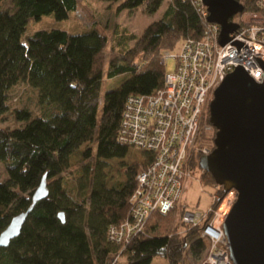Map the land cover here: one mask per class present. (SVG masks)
<instances>
[{
  "label": "trees",
  "instance_id": "1",
  "mask_svg": "<svg viewBox=\"0 0 264 264\" xmlns=\"http://www.w3.org/2000/svg\"><path fill=\"white\" fill-rule=\"evenodd\" d=\"M5 1L0 0V116L10 109V91L19 82L38 90L43 110L14 107L12 114L20 123L0 124V161L8 173V179L0 180V233L15 214L29 207L44 175L49 194L35 204L21 233L0 247V264H117L120 247L108 238V229L131 215L130 195L140 163L128 165L126 178L108 186L104 161L124 158L130 151L128 143L118 140L127 97L152 93L163 84L162 50L177 49L189 37L200 38L202 17L193 0H170L163 15L135 37V44L110 61L109 75L129 76L105 93L98 116L105 35L95 27L27 32L28 22L44 14L67 18L78 0H12L13 8ZM163 1L121 0L118 10L143 6L154 13ZM240 1L245 11L264 13L258 0ZM208 15L209 11L207 19ZM90 141L96 143L95 150L82 147ZM93 155L95 164L89 161ZM82 159L71 192L63 173ZM203 171L202 177L224 196L226 187L216 183L210 171ZM180 212L178 206L167 213L154 212L145 230L124 248L126 264H151L157 255L167 264H192L189 253L202 264L209 249L202 229L212 214L193 225L181 222Z\"/></svg>",
  "mask_w": 264,
  "mask_h": 264
},
{
  "label": "built area",
  "instance_id": "2",
  "mask_svg": "<svg viewBox=\"0 0 264 264\" xmlns=\"http://www.w3.org/2000/svg\"><path fill=\"white\" fill-rule=\"evenodd\" d=\"M193 3L204 23L202 36L184 39L177 49L165 48L162 62L166 65L174 58L175 67L166 69L163 84L152 93H133L126 99L118 140L143 150L145 159L130 195L131 215L111 224L108 238L120 247V255L130 240L145 230L154 212L167 213L178 206L180 221L193 225L212 214L203 224L202 236L209 249L202 264H233L224 221L237 199V190L233 188L224 196L215 191L205 210L190 209L182 193L199 158L216 146V128L210 122L215 88L237 66L257 81L264 80V13H237L232 19L239 27L221 44V25L206 18L203 0ZM258 4L264 8V0Z\"/></svg>",
  "mask_w": 264,
  "mask_h": 264
},
{
  "label": "water",
  "instance_id": "3",
  "mask_svg": "<svg viewBox=\"0 0 264 264\" xmlns=\"http://www.w3.org/2000/svg\"><path fill=\"white\" fill-rule=\"evenodd\" d=\"M210 21L221 25L225 44L240 25L232 18L245 11L240 0H203ZM210 122L215 126V148L199 158L216 183L238 196L225 221L233 264H264V80L257 81L242 66L230 71L215 88L210 101ZM44 175L29 207L15 214L0 233V247L17 237L30 211L48 196ZM65 221L64 212L59 213Z\"/></svg>",
  "mask_w": 264,
  "mask_h": 264
},
{
  "label": "rangeland",
  "instance_id": "4",
  "mask_svg": "<svg viewBox=\"0 0 264 264\" xmlns=\"http://www.w3.org/2000/svg\"><path fill=\"white\" fill-rule=\"evenodd\" d=\"M120 1L121 0H78L77 9L70 10L67 18L56 19L52 13H49L44 14L39 19H31L27 25L28 33L44 27H59L72 32H81L95 27L105 35L106 44L103 52L104 75L99 95L98 116L103 109L105 93L108 90L119 87L129 76L128 72L109 75L108 67L110 61L118 60L126 48L133 46L135 44V37L140 36L149 23L160 18L170 2V0H164L156 12L150 13L146 11L143 6L132 10L125 8L120 11L118 10ZM4 5L13 8L12 0H6ZM165 66L167 70L174 69L175 59L169 58ZM9 104L10 109L4 113L3 116H0V124L14 126L20 123L14 119V115L12 114L14 107L29 108L35 113H41L43 110L38 90L31 87L27 82H19L12 87ZM89 146L95 150L96 143L90 141L82 145L83 148ZM144 159L145 154L143 150L133 146L130 147V151L124 158L115 157L106 159L104 161L105 166L103 173L107 185L112 186L116 180L125 179L127 166L134 162H138L140 163V168L144 163ZM89 161L91 164H95V155H93ZM83 162V159L76 161L71 169L63 173L68 180L67 187L71 192L75 191V175L78 173V167H80ZM6 179H8L7 170L5 165L0 161V180ZM216 189L217 187L215 184L206 181L202 177V168L198 160L192 174L185 182L182 200L190 209L205 210L211 206ZM188 258L191 260L192 264H197L191 253L188 254ZM167 262L165 257L157 255L154 257L151 264H167ZM126 263V255H119L117 264Z\"/></svg>",
  "mask_w": 264,
  "mask_h": 264
},
{
  "label": "bare ground",
  "instance_id": "5",
  "mask_svg": "<svg viewBox=\"0 0 264 264\" xmlns=\"http://www.w3.org/2000/svg\"><path fill=\"white\" fill-rule=\"evenodd\" d=\"M231 190V189H230Z\"/></svg>",
  "mask_w": 264,
  "mask_h": 264
},
{
  "label": "flooded vegetation",
  "instance_id": "6",
  "mask_svg": "<svg viewBox=\"0 0 264 264\" xmlns=\"http://www.w3.org/2000/svg\"><path fill=\"white\" fill-rule=\"evenodd\" d=\"M216 130V129H215Z\"/></svg>",
  "mask_w": 264,
  "mask_h": 264
}]
</instances>
